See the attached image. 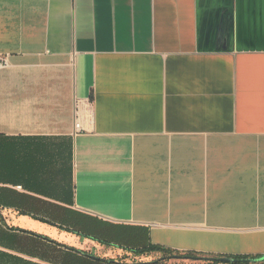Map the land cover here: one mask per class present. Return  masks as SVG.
I'll list each match as a JSON object with an SVG mask.
<instances>
[{"label": "crops", "instance_id": "crops-1", "mask_svg": "<svg viewBox=\"0 0 264 264\" xmlns=\"http://www.w3.org/2000/svg\"><path fill=\"white\" fill-rule=\"evenodd\" d=\"M0 57V264H264V0H0Z\"/></svg>", "mask_w": 264, "mask_h": 264}, {"label": "trees", "instance_id": "trees-1", "mask_svg": "<svg viewBox=\"0 0 264 264\" xmlns=\"http://www.w3.org/2000/svg\"><path fill=\"white\" fill-rule=\"evenodd\" d=\"M96 243L105 246V247H112V248H118L122 249L124 252L128 253L131 257L132 260H129L130 263L132 264H137L138 262L136 261L139 258L142 257H147L149 255L155 254L158 255L156 260L153 262V264H180L184 260H191L195 261L197 260L198 256L190 253H178L173 250H169L163 247L159 246H153L149 245L145 248H140L138 250H129L125 248H121L115 245H111L107 241H100V240H93ZM83 256H87L85 253H81ZM93 258L92 256H88ZM129 258H124V259H129ZM118 264H125V260L122 261V259L116 260ZM236 263H245L244 260H235Z\"/></svg>", "mask_w": 264, "mask_h": 264}, {"label": "built area", "instance_id": "built-area-1", "mask_svg": "<svg viewBox=\"0 0 264 264\" xmlns=\"http://www.w3.org/2000/svg\"><path fill=\"white\" fill-rule=\"evenodd\" d=\"M6 66H7L6 60L4 58L0 57V69L5 68ZM79 126L80 125H79V123L76 120V122L74 124L75 131H78Z\"/></svg>", "mask_w": 264, "mask_h": 264}, {"label": "water", "instance_id": "water-1", "mask_svg": "<svg viewBox=\"0 0 264 264\" xmlns=\"http://www.w3.org/2000/svg\"><path fill=\"white\" fill-rule=\"evenodd\" d=\"M199 261H208V262H212V261H218V262H224V263H231L232 261L231 260H227V259H221V260H213V259H202V260H199Z\"/></svg>", "mask_w": 264, "mask_h": 264}, {"label": "rangeland", "instance_id": "rangeland-1", "mask_svg": "<svg viewBox=\"0 0 264 264\" xmlns=\"http://www.w3.org/2000/svg\"><path fill=\"white\" fill-rule=\"evenodd\" d=\"M110 251H113V252H114L115 250H110ZM115 253H118V252H115ZM102 254H103V253H102ZM113 259H117V260L122 259V261H123V260H125V261L127 260V259H124V258L116 257V256H114V255H113Z\"/></svg>", "mask_w": 264, "mask_h": 264}]
</instances>
